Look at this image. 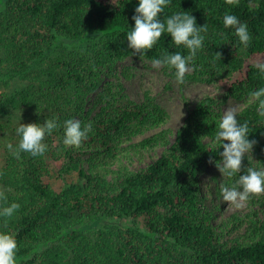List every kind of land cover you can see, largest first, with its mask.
Here are the masks:
<instances>
[{"label": "trees", "instance_id": "obj_1", "mask_svg": "<svg viewBox=\"0 0 264 264\" xmlns=\"http://www.w3.org/2000/svg\"><path fill=\"white\" fill-rule=\"evenodd\" d=\"M137 6L0 0V209L19 208L10 220L0 217V232L17 244L16 264H264V193L248 199L244 215L224 217L208 207L199 184L204 168L221 159L213 141L228 99L245 103L237 119L248 123L255 142L249 155L264 169V118L248 99L264 87L256 67L264 63V0H171L161 14L166 20L187 12L207 25L189 78L221 90L188 108L173 138L164 109L126 99L121 84L105 80L126 59L187 54L165 34L148 57L133 55L125 34ZM226 12L247 24L248 47L224 28ZM94 92L106 101L96 113L87 109ZM19 109L29 113L24 126L75 119L91 132L68 147L61 127L45 138V157L14 155L8 145L18 143L19 125L9 127ZM161 148L150 163L131 168Z\"/></svg>", "mask_w": 264, "mask_h": 264}, {"label": "clouds", "instance_id": "obj_2", "mask_svg": "<svg viewBox=\"0 0 264 264\" xmlns=\"http://www.w3.org/2000/svg\"><path fill=\"white\" fill-rule=\"evenodd\" d=\"M171 0H138L135 15L132 17L134 27L126 32V40L133 55L140 58L148 57L147 53L159 42L162 35H167L171 40L170 46L184 48L187 54L177 51L164 53L159 58L151 59L153 68L166 67L172 72L178 83H183L189 66L196 58L198 52L204 46L207 25L197 26L192 15L187 12H179L169 16L166 20L160 19L165 8ZM231 3V0H229ZM225 29H231L239 44L248 47L251 35L248 26L242 23L236 15L225 13L223 17ZM258 72L264 75V63H257ZM249 104L255 102L257 115L264 118V87L256 88L249 95ZM237 112L233 109L226 110L218 119L214 136V144L222 148L219 153L221 159L215 162V166L222 177L235 178L231 187L221 188V197L226 203L235 204L247 201L251 196L264 193V169L248 167L241 174L242 161L246 155L252 152L254 141L249 139V126L247 122L241 123L237 119ZM63 129V144L68 147H79L83 140L87 139L91 132V125L83 126L79 120L67 119L62 125L55 120L48 121L38 127L19 124L16 134L18 143L9 149L14 155L23 154L32 160L45 157L47 148L45 138ZM0 198L3 195L0 194ZM19 212L15 205H9L0 209V217L12 219ZM17 244L10 235L0 232V264H16Z\"/></svg>", "mask_w": 264, "mask_h": 264}, {"label": "rangeland", "instance_id": "obj_3", "mask_svg": "<svg viewBox=\"0 0 264 264\" xmlns=\"http://www.w3.org/2000/svg\"><path fill=\"white\" fill-rule=\"evenodd\" d=\"M257 61H260V59H257ZM112 73V76L109 78L107 77L105 80H112L115 83L121 84L123 95L126 99L137 104L153 102L165 110L167 121L164 129L172 131L170 138H173V134L182 124L188 108L193 106L205 95L217 98L221 96V90L213 84L191 80L189 78V75L192 73L190 67L185 75L183 83H178L175 77L171 75V72L165 70L163 67L159 69L153 68L151 62L148 61L126 59L122 62H118L114 66ZM126 74L128 77L125 76ZM101 91L102 89L99 90V92ZM97 94L98 92H94L88 96L87 109L93 108L92 113H96L106 104V101L104 99L100 100ZM120 97L121 96H118V99ZM111 99L112 97L108 100L112 101ZM96 100L98 103H96ZM244 104L245 103L242 101L228 99L222 107V112L224 113L228 109H233L238 112ZM25 111V109H19L14 113L9 128L13 129L17 127L19 124L23 123V120L28 118L29 113ZM0 124H4L3 118H0ZM139 139H141V137L135 140L138 141ZM161 152L162 148L150 154H146L142 163L134 159L131 168H139L144 164L150 163L154 158H157ZM248 167L261 169L255 159L249 154L246 155L242 161L241 174H244ZM236 179H238V176L235 178L222 177L215 164L206 166L199 176V184L206 198L208 207H219L220 214L224 217L235 213H237V216H241L248 212V200L239 202V207H237L235 204L226 203L220 195L221 188L224 186L231 187ZM261 194L262 193L257 195ZM111 223L122 224V222L116 221H111ZM88 226L92 228L88 227L86 229L87 231H92L95 227V225L92 224Z\"/></svg>", "mask_w": 264, "mask_h": 264}]
</instances>
